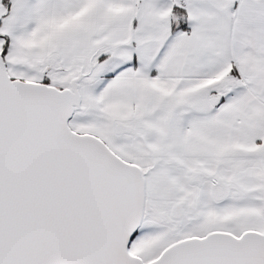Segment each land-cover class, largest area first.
<instances>
[{
  "label": "snow or ice",
  "instance_id": "snow-or-ice-1",
  "mask_svg": "<svg viewBox=\"0 0 264 264\" xmlns=\"http://www.w3.org/2000/svg\"><path fill=\"white\" fill-rule=\"evenodd\" d=\"M0 264H264V0H0Z\"/></svg>",
  "mask_w": 264,
  "mask_h": 264
}]
</instances>
